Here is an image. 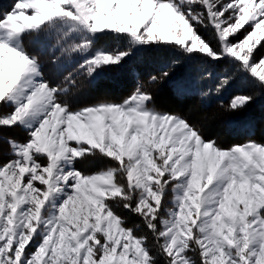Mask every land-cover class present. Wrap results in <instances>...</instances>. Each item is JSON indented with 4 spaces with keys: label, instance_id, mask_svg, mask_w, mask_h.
I'll return each mask as SVG.
<instances>
[{
    "label": "snow or ice",
    "instance_id": "snow-or-ice-1",
    "mask_svg": "<svg viewBox=\"0 0 264 264\" xmlns=\"http://www.w3.org/2000/svg\"><path fill=\"white\" fill-rule=\"evenodd\" d=\"M26 38L42 48L54 39L51 64L74 70L46 79ZM135 56L163 67L146 82L136 74L118 100L80 97V78L95 81ZM183 65L196 74L176 82L180 99L207 101L239 81L247 90L226 108L239 113L264 96V0L0 6V264H264V143L223 147L158 109L145 84ZM15 128L25 141L5 135ZM88 158L102 166L78 170Z\"/></svg>",
    "mask_w": 264,
    "mask_h": 264
},
{
    "label": "trees",
    "instance_id": "trees-1",
    "mask_svg": "<svg viewBox=\"0 0 264 264\" xmlns=\"http://www.w3.org/2000/svg\"><path fill=\"white\" fill-rule=\"evenodd\" d=\"M13 3L14 0H5L0 6L4 10H8ZM202 34L207 35L208 33L203 29ZM33 46L28 45V51L37 55L41 63H44L46 60L45 53H39ZM49 66L43 67L45 78L53 83H57L61 76L60 74L52 75L49 73ZM162 67L163 64L161 62L155 61L148 56H135L127 60L120 67L109 68L92 83H89L87 79L78 82L80 84V97L88 103L105 99L118 100L129 95L135 87L136 76L132 73V70H135L141 81L146 82L149 75L158 74ZM195 74L196 69L194 66L183 65L177 69L172 79L154 86L145 84V87L152 92L155 105L158 109L178 113L197 123L201 126L206 139H215L223 147L241 144L249 139L264 143V96L258 97L254 104L239 113L226 111L230 98L234 94L247 90L239 81L234 82L231 87L224 91V97L213 98L209 101H202L198 97L178 98L174 91L176 80L184 79L190 81L195 78ZM213 83H215V75L208 82V85L210 86ZM221 104L225 107L221 108ZM229 121L235 122V126L229 127ZM248 121L255 122V128L252 132H249L244 127ZM5 135L12 136L20 141L27 138L26 132L20 128L8 130L5 132ZM7 152V144H4L0 160L6 161L8 159ZM101 166L102 163L93 158L80 160L76 164L77 169L83 171L85 169L86 173L97 171ZM123 215L128 217L130 225L138 222V217L131 216L126 211L123 212Z\"/></svg>",
    "mask_w": 264,
    "mask_h": 264
},
{
    "label": "rangeland",
    "instance_id": "rangeland-1",
    "mask_svg": "<svg viewBox=\"0 0 264 264\" xmlns=\"http://www.w3.org/2000/svg\"><path fill=\"white\" fill-rule=\"evenodd\" d=\"M5 2V0H0V4H2V3H4ZM200 31H201V34H202V31H203V28H201L200 29ZM25 41H26V43H25V45H27L26 47L28 48V45L29 46H31V45H34L33 47L36 49V50H38V51H44V53H45V62L44 63H42V65H43V67L44 66H46V65H50L49 66V73H51L52 75H56V74H58V72H57V70L55 69V67L51 64V57H52V53H51V50H50V46H51V44L52 43H54V39L52 40V41H49L43 48L39 45V44H29V42H28V39L26 38L25 39ZM63 70L61 71V73H60V76H61V78L60 79H58V81H57V83L58 82H60L62 79H63V77L64 76H67L68 75V73L69 72H71V71H73L74 70V66H72V65H66V66H64L63 68H62ZM109 68H107V69H105V70H103L102 72H100V74L96 77V79L98 78V77H100L102 74H104L107 70H108ZM134 71V70H133ZM83 79H87V78H80V80L78 81V82H80V81H83ZM95 79V80H96ZM195 79V78H194ZM194 79L193 80H190V81H194ZM178 80H181V79H178ZM178 80H176V82L178 81ZM87 81L89 82V83H92V82H94V81H91V80H89V79H87ZM176 82H175V84H174V87H175V85H176ZM209 86V85H208ZM191 87H192V89H193V91H196L197 89H198V85H196L194 82L191 84ZM225 96V92H223L222 93V95H220V96H218V97H216V96H214L213 98H219V97H224ZM212 98V99H213ZM212 99H210V100H212ZM207 101H209V100H207ZM6 111H8V109H6ZM21 129V128H20ZM26 140V139H25ZM25 140H23V141H25ZM22 141V142H23ZM246 142V141H245ZM245 142H243V143H245ZM243 143H241V144H243ZM227 147V146H226ZM230 147V146H229ZM86 169H87V167L86 166H84ZM79 170V169H78ZM81 171H83V170H81ZM83 172H85V169H84V171ZM92 173V172H91ZM90 174V173H89Z\"/></svg>",
    "mask_w": 264,
    "mask_h": 264
}]
</instances>
